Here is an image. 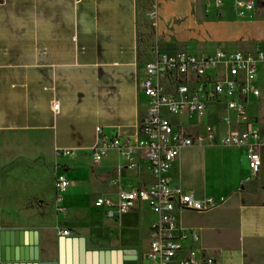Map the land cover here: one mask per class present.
I'll return each instance as SVG.
<instances>
[{"label": "crops", "instance_id": "1", "mask_svg": "<svg viewBox=\"0 0 264 264\" xmlns=\"http://www.w3.org/2000/svg\"><path fill=\"white\" fill-rule=\"evenodd\" d=\"M217 2L0 0V239L4 232L26 233L37 250V259L9 262L2 261L0 247V264H125L130 251L143 263L157 217L140 205L111 221L95 202L102 196L116 201L122 189L150 187L148 162L138 152L131 168L110 150L95 164L92 150L102 138L137 134L147 117L141 79L159 54H264V0L242 18L226 0ZM263 103L264 97L250 100L249 116ZM216 106L227 118L213 126L220 134L264 133L224 104L212 105L205 118ZM205 118L172 121L200 137L209 130L186 128L184 121L195 125ZM58 150L75 154L58 157ZM260 155L262 169L254 174L245 148L214 143L181 151L169 172L174 184L219 205L175 213L178 229L199 235L184 244L180 258L193 250L218 264H264V147ZM56 173L69 181L63 213L57 212ZM108 229L137 236L130 243L113 241Z\"/></svg>", "mask_w": 264, "mask_h": 264}, {"label": "built area", "instance_id": "2", "mask_svg": "<svg viewBox=\"0 0 264 264\" xmlns=\"http://www.w3.org/2000/svg\"><path fill=\"white\" fill-rule=\"evenodd\" d=\"M226 2L242 18L256 11L259 0ZM220 3L221 0H218L217 4ZM162 80L166 86L161 84ZM141 91L147 100V117L141 122L137 134L100 139L98 146L92 150V158L95 164H99L110 150H116L127 166L133 168V156L140 152L148 162L153 184L150 187L122 189L116 201L99 197L95 207L111 221H119L140 205L148 207L157 217L142 264H218L213 258H198L193 250L187 258H180L184 244L189 240L198 241L199 235L195 231L178 229L175 213L209 212L219 203L213 198H195L193 193L174 184L169 172L182 150L218 143L247 149L249 167L254 174H259L263 165L260 149L264 147V133L259 129H247L244 133L220 134L213 127L205 136L192 137L180 131L172 118L183 115L200 120L207 116L212 105L224 104L239 119L246 121L250 100L264 97V54L237 51H219L201 57L159 54L145 67ZM53 108L58 110L59 103L54 102ZM97 131L100 133L101 129ZM74 154L72 150L57 151L58 157ZM68 187L65 175L56 173L58 213L65 212L61 199ZM69 235V231L61 232V236Z\"/></svg>", "mask_w": 264, "mask_h": 264}, {"label": "rangeland", "instance_id": "3", "mask_svg": "<svg viewBox=\"0 0 264 264\" xmlns=\"http://www.w3.org/2000/svg\"><path fill=\"white\" fill-rule=\"evenodd\" d=\"M145 1L147 2L150 0H145ZM225 118H226L225 109L222 107L216 106L214 108H211V113L209 117L205 118L201 123L199 124L197 123L195 125L194 124L190 125L186 121H184V123H185L186 128L197 129V130L206 132L209 129H211L213 126L218 127L219 124L225 122L224 121ZM249 118H251V120L253 121L255 125L258 122L261 129H264V103L259 104V105H253L251 107ZM244 123L245 125L250 124V119L248 121H245ZM106 235L107 237H109L110 240H113V241L123 240L125 243H130L136 239L137 233L130 231V232H127L124 236H122L120 235L119 230L117 232L111 233L110 230L108 229L106 231Z\"/></svg>", "mask_w": 264, "mask_h": 264}, {"label": "water", "instance_id": "4", "mask_svg": "<svg viewBox=\"0 0 264 264\" xmlns=\"http://www.w3.org/2000/svg\"><path fill=\"white\" fill-rule=\"evenodd\" d=\"M26 233L4 232L0 239L2 261L19 262L37 259V250L27 242ZM130 257L125 264H138L135 252H126Z\"/></svg>", "mask_w": 264, "mask_h": 264}]
</instances>
